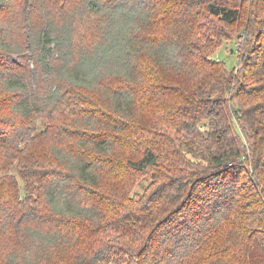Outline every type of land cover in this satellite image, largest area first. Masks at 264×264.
<instances>
[{
    "label": "trees",
    "instance_id": "1",
    "mask_svg": "<svg viewBox=\"0 0 264 264\" xmlns=\"http://www.w3.org/2000/svg\"><path fill=\"white\" fill-rule=\"evenodd\" d=\"M247 1L245 37H255L229 69L214 55L229 34L207 27L208 17L238 20L226 0H0V180L23 213L0 205V232L17 223L35 250V262L16 251L5 264H49L61 252L71 264H229L220 255L243 246L232 264H264V0ZM88 103L98 106L90 116ZM48 105L65 106L75 125L64 130L81 153L53 157L65 171H43L32 150L43 132L31 124ZM127 132L135 137L117 145ZM15 163L25 197L9 175ZM116 167L159 169L145 204L119 205L130 185L103 189ZM39 207L51 224H25ZM224 223L238 233L221 248L213 238ZM83 227L100 234L88 247Z\"/></svg>",
    "mask_w": 264,
    "mask_h": 264
},
{
    "label": "rangeland",
    "instance_id": "2",
    "mask_svg": "<svg viewBox=\"0 0 264 264\" xmlns=\"http://www.w3.org/2000/svg\"><path fill=\"white\" fill-rule=\"evenodd\" d=\"M219 1V0H218ZM223 1V0H220ZM228 3H233L235 4V6H237L239 8L240 11V16L238 18V20L236 22H234V24H220L217 19L215 17H208L209 19H211V21L208 22V28L211 29V33L214 32L213 30L216 29L215 26H217L218 24L223 27L226 32L229 34L228 37L223 38V40L221 41V44L217 46L216 50H215V57L224 61L229 69H233L238 62V51L243 47V45L245 46L246 42L252 41V39L255 37V35L252 36H247L245 37V21H247L246 17H247V13L249 12L248 8H249V2L247 0H226ZM258 1V0H256ZM168 10L170 11V8L168 6ZM207 19L203 20L204 22ZM244 35V36H243ZM257 35V34H256ZM241 46V48H240ZM240 48V49H239ZM103 95L105 94L104 92L102 93ZM107 104H103L107 109H109V106L111 105L110 100L107 99ZM98 106L94 103H88L85 105V108L88 109V112L86 114H90L92 113V111L94 110V108H97ZM81 108H83V106H81ZM51 109V106L48 105V107L46 108L44 114H41V116L39 115L35 121L34 124L32 123V125H34V127L36 128L37 132H43L39 137L37 135H34L35 137H37V139L35 141H31L32 137L28 139V141L34 142L35 145L32 148L33 153H34V157L35 159H40L42 160V165H40L39 167L41 169H43V171H58V170H62L65 171V164L62 163L61 166L62 168L59 167L58 165V161L54 160V156L57 157V155L59 154V151H62L64 153H68L69 155H72L73 153H77L79 155V153H81V149L78 147L79 145V141L75 138H73L71 136V134L67 131H65L64 129L67 126L70 127H75V125H70L68 123V121L71 119L68 118L65 115V106L64 108H62V110L60 111H56V112H50L49 110ZM81 113H78L77 115H80ZM25 120H22L21 122H19V127H21L19 130L17 131L18 133H21L19 135V137H25V133L28 131L27 130V125L24 123ZM207 120L203 119L200 122V130L202 131H206L207 130ZM92 125V124H89ZM30 126V127H31ZM93 126H97L99 127V125H93ZM76 127H79L76 125ZM85 127H89L88 125ZM34 128V129H35ZM18 129V127H17ZM30 129V128H29ZM82 129V128H81ZM105 129V127L100 126L99 129L97 128H92L91 130H102ZM134 131H137L134 128ZM36 132V133H37ZM34 133V134H36ZM114 137H119L118 140L116 141L117 145H122L121 143H125L126 141L124 140V137H135L133 132H127L126 135H118V136H114ZM82 138V137H81ZM244 138V137H243ZM129 146L132 147V145L129 143ZM119 147V146H118ZM10 154H12L14 152V148L12 147L10 149ZM164 151V149L162 150ZM0 153H4L3 150L0 149ZM85 154V151H84ZM161 157H163V155L165 154H161ZM61 157V161H65L61 154L58 156ZM188 159H192L191 155H187ZM163 160V159H162ZM194 160V159H193ZM117 161V160H115ZM195 161V160H194ZM113 162H110V168H112L113 166ZM116 173H118L120 171V176L118 178H116L117 176H115L114 178H110V176L105 177V182L103 185V189L107 190H111L110 192L112 193L115 190H121L123 189L124 186L130 185L131 187V194L130 197L128 196L127 198L123 199V202H120L119 205L122 206L124 205L125 207L128 205L126 202H130L132 203V207H139L136 206L137 203L140 204H145L146 199L144 198V196L146 195V193L148 191L151 190V187L153 186V184L155 183L154 180V176L158 175L159 173V169L158 168H153L150 169L148 171H129L126 172L124 169H120L119 167H116ZM107 172V171H106ZM127 174V177L125 178V175ZM9 175H14L19 183L20 186V196L25 197L26 196V188H25V181L20 177L19 173H18V168H17V163H15L13 165V168L11 169V171H9ZM105 187V188H104ZM122 187V188H121ZM74 190L73 188H70L69 191ZM83 192L85 194H83ZM14 189L12 187L11 184L8 183V181H2L0 180V205L2 204H6L9 211L13 214V219L17 218L19 216H21L23 213L20 212L19 210H16L12 208V206L14 205V200L11 199V195H13ZM90 192H87L85 189H80V194L81 197H84L86 194H88ZM99 199V197H98ZM44 206V204H43ZM12 208V210L10 209ZM38 208H35L34 210H37ZM258 211L261 209L260 207L257 208ZM242 213H245L244 215V220L250 222L249 224H251L250 221V214L247 215L245 210H242ZM232 213V212H231ZM231 213L228 215L230 216ZM37 217H36V212L32 213V216H34L35 218L32 220H28L26 221L25 224H33V225H40L41 227H46L47 225H50V214L47 209L45 207H39L38 211H37ZM28 218H25V220H27ZM17 223L15 225L12 226V228L14 229L13 232L8 233V235L3 236L2 232H0V264H5L4 261H6V258L11 255L12 253L16 252L22 255L21 259H24V261L26 259L31 260L34 259L35 262V258L31 257L33 256V252L35 250L32 249L33 245L31 240H29L27 238V235L30 234V232H27L25 230H23V233L20 232L21 228L16 226ZM221 228L218 229L215 233V238H213V243H215L216 241L218 242V246L221 248H224V246L228 245V243L231 241V237L236 238V233L235 232L236 228H238V223H236V227L234 230V225H230V223H224L220 226ZM243 228H239V231L241 233V230ZM78 232L81 233V236H89L90 238L88 239V242L86 244V246L88 247L89 244L92 242L94 243V241L97 240V238L100 237L99 235H95L93 236L90 233L89 229H85L84 227L80 230H76ZM23 234V235H22ZM263 236V235H262ZM22 237V240L21 238ZM245 248V246L242 247V249ZM242 249L239 251L233 252L232 254H234L233 256L228 257V255H220L221 259H224V262L227 258H229L232 262H230L229 264H232L233 262H236L237 260V256H239L238 254L242 253ZM26 252L28 253L29 257L26 255H23V253ZM223 253H231L230 250L227 251H223ZM61 255H65V253L61 252ZM60 255V256H61ZM26 258H25V257ZM60 256H56L54 258H52L50 260L49 264H71L68 261H65V259H60ZM226 258V259H225ZM38 264H48V262H46V259L44 258H39L38 260Z\"/></svg>",
    "mask_w": 264,
    "mask_h": 264
}]
</instances>
